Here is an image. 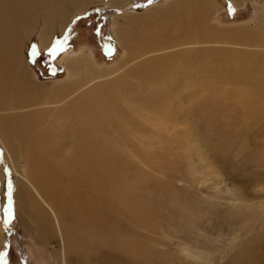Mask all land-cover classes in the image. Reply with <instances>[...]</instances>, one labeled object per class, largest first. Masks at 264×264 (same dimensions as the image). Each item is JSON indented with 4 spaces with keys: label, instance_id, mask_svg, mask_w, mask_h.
Here are the masks:
<instances>
[{
    "label": "rangeland",
    "instance_id": "obj_1",
    "mask_svg": "<svg viewBox=\"0 0 264 264\" xmlns=\"http://www.w3.org/2000/svg\"><path fill=\"white\" fill-rule=\"evenodd\" d=\"M86 1L93 3L76 16L62 40L50 48H29L24 68L30 80L50 86L68 76L67 67L57 60L59 49L91 51L106 79L99 90L103 108L110 118L116 112L129 122L122 126L117 117L110 120L118 137L103 129L109 140L104 157L93 147L100 148L103 141L79 136L80 124L73 117L51 126L41 114L19 118L25 112L14 109L13 92L0 97L5 101L0 136L12 156L0 139V251H6L8 264H264V214L255 209L264 199V121L246 118L242 103L221 92L231 84L221 81L223 69L247 62L248 53L264 51V29L258 30L262 41L254 50L245 41L212 42L213 36L211 42L191 46L199 54L186 56L187 46L177 45L170 58L156 52L130 62V53L136 57L145 47L137 34H149L161 45L175 44L170 39L175 27L188 24L183 10L177 9L172 18L161 12L170 0ZM123 1L130 5H117ZM200 1L201 9L195 11L204 20L197 27L215 37L250 20L255 26L256 6H264V0L225 7ZM139 11L150 12L148 23L119 25L116 36L110 34L113 17L120 16L119 23L125 24L130 20L126 16ZM132 27L137 34L129 38L125 30ZM234 40L239 41L236 36ZM145 41L147 46L153 42L149 37ZM221 48L229 52L221 56ZM149 56L157 60L136 68ZM121 73L123 80L116 81ZM249 83L240 80L239 89L244 92ZM80 97L78 110L99 107L83 100L84 94ZM101 120H94L96 130ZM42 129L50 135L32 139ZM23 162L56 210L33 188L16 182L14 164L20 170ZM100 194L108 195L105 206L93 200ZM94 207L98 210L91 212Z\"/></svg>",
    "mask_w": 264,
    "mask_h": 264
},
{
    "label": "bare ground",
    "instance_id": "obj_2",
    "mask_svg": "<svg viewBox=\"0 0 264 264\" xmlns=\"http://www.w3.org/2000/svg\"><path fill=\"white\" fill-rule=\"evenodd\" d=\"M211 1L212 3L208 2L210 3V6L214 5V6L225 7L226 3H231L232 5H238L245 0H211ZM115 2H119V0ZM199 2L201 1L200 0H173V1L170 0L167 3L166 9L164 8L161 11L162 13L166 12V14L169 17L173 18V16H171L172 13L177 11V9L183 10L182 15H185L188 18V24L183 25V27L181 28L175 27L174 35L172 34V36L170 37L173 43L175 41L181 43L175 42V44L168 43L165 45H161L158 44L159 41L155 43V37H151L149 34H147V36L146 33H144L143 35L140 34L138 35L136 30L133 29V27L130 29L126 28L125 33L129 34V38L131 36H134L133 34H137V36H139L141 42L143 43L142 46L143 47L145 46L143 51L136 54V57H132V52L130 53V58H131L130 62L133 60H137L142 56H146L156 52L157 53L163 52V55H169L166 58H170L172 56H175V55H171L170 50L172 48H175L177 45L187 46L186 50L189 49L188 50L189 52H186L184 54L186 56L187 55L192 56L195 55L196 53L199 54L201 50L199 49L196 50V48H194L195 49L194 50L191 46L194 45L198 46L202 43L211 42L212 38L211 39L209 38L213 36H214V40L212 42H217L218 44L232 43L234 45L236 43L239 42L242 43V41L243 42L245 41L244 43L246 44L244 45H246L248 48L250 45L253 46L251 49L255 48V46H258V45H254L257 44L258 41L259 42L262 41V35L261 37L258 36L259 34L258 30L259 28L264 29V6H259L256 4L257 5L256 7L258 8V10L256 11V19L252 21L255 22V26L250 25V21H251L250 20L247 23H245L243 27L241 28L239 27L240 28L239 30L237 29L232 30L233 32L230 30L227 31L223 30L224 34H220V37H215V33L213 32L211 33L209 32V35H208V31L207 33L201 34L202 30L199 29V27H197L204 20L203 17H201V15L203 14L199 13L200 10L195 11V9L198 7L199 9H201L200 6H198ZM92 3L93 2L91 1L87 2L86 0H0V97L2 95L6 96L10 92L11 93L13 92V98L16 100V104L13 105L14 109L15 110L18 109V111L20 110V112L22 111L25 112L24 115L22 116L20 114L19 115L17 114L16 117L19 118L33 116L34 113H37L43 115L44 116V117L42 116L43 122L51 126L52 124H55L57 121L60 120L70 121L71 118L73 117V121H78L80 124L79 127L77 128V133L79 136L87 137V139L90 141H96V142L98 141L100 142L101 140L103 141L104 145H101L100 148L97 149L95 147L96 145H93V147L96 150L97 154H100L101 156L105 157L109 151L108 150L109 147L106 146L105 144H108L109 140L105 139V137L108 135L105 134L103 129L106 130V128L108 127L110 130L114 132V136L118 137L119 133L117 132V130L115 129L113 130L112 128L115 122L111 123L110 120L111 119L114 120L113 118L117 117V120L121 122L122 126H124L125 123H128L129 120L126 119L124 116H116L117 115L116 112L113 118H110L109 111L103 108L102 105L103 95L102 97H100L101 94H99V90L101 89V85H102L101 82L106 79H103L105 77L102 78L101 73H98L99 70L96 69L94 62L92 61L91 51L77 53L75 51H71L66 48L59 49L57 51V60L59 61V63L67 67L66 70H68V76L64 79L63 82H54L50 86H48V84L42 85L34 79L30 80L31 79L30 75L28 71L25 70L24 68V65L26 64L27 60H25V63L23 60L24 55L29 51V48H31L32 46L37 49L50 48L53 47V44L55 42L60 41V39L62 40L66 36L70 28L73 26L76 16L83 14L86 11V9L90 5H92ZM110 4L115 5L114 2L109 3V5ZM122 4L125 6L130 5L128 1L127 2L123 1L122 3L117 5L121 6ZM201 5L203 6L202 3ZM139 12L140 13L138 14H131L126 16V19L128 17L130 18V20L126 21L125 24L119 23L120 16L113 17L111 21L112 30L110 34L116 36L117 31L119 32L121 30L119 25L126 26L127 24L130 26L135 25L136 27H138V24L140 23L141 24L148 23L150 12L148 13L147 12L143 13L141 11ZM180 12L182 11H179V13ZM193 28H198V29H193ZM122 32L123 31H121V33ZM29 36L32 37L31 42L29 40ZM234 36L238 37L239 41L234 40ZM254 36L257 38H255ZM148 37L152 39L153 42L152 44L147 46L145 40ZM121 39H126L129 42V39L127 37L123 36L121 37ZM256 39H260V40H256ZM246 40L251 43L246 42ZM24 42H26V44L22 45L24 44ZM132 45L133 42H130L131 47ZM130 46H127V48H129ZM219 52L220 55L222 56V54L223 55L226 54L227 52H229V50L225 48H221V51ZM178 54H176V56ZM248 54L251 57L248 58L247 62H240L241 60L237 61V63H234L232 66H229L227 72H223L224 71L223 69L222 73L225 76L222 75L221 81L227 80V82L229 83L231 80V84L234 86H232L231 84L230 85L226 84L222 87V90L221 89L220 90L225 96L233 97L234 100H238L240 103H242L246 118L248 119L257 118L258 120L264 121V61L263 60L261 61V57L262 55H264V51L261 50L260 52L259 51L255 52L254 55L253 52ZM160 57L161 56H159L158 58ZM153 59L157 60V57L156 58H154V56H149V58L147 57L144 63L140 64L136 68H139L140 66H144L145 63L146 66H148V62H151ZM95 72L97 73V75ZM79 73H81L82 75L81 82L77 84L78 82L77 80L79 79L78 78ZM242 75H247V77H240ZM124 76L125 73H121V76H119V78H116L115 80L116 81L121 80ZM31 77H33L32 74ZM16 80H18V82H16ZM240 80L243 81L249 80L250 82L249 84H247V88L244 92L241 90V88L239 89L238 82ZM109 82L112 81L109 80L108 83ZM54 86H58V87L54 88ZM80 94L85 95V99L83 100H86L88 104L99 105V107H97L98 109L89 107L86 111H85L86 108L82 110H78V108H76L77 107L76 103L79 102V100H81L82 98L80 97ZM14 99L12 101H14ZM123 102L126 103L125 100H123ZM4 103L5 101H0V106H3L2 104ZM140 109L138 110V112L140 111ZM67 111H70L71 115H68L66 117L64 112ZM74 111L77 113H75ZM112 111L113 110H111V112ZM137 113L136 115H138ZM145 115L149 119V113ZM97 116L99 118L101 117L102 120L98 124V128L96 130L94 125V120H97ZM259 116L261 118H259ZM6 117L7 119H9L11 116L6 115ZM119 117H123L124 120L118 119ZM87 119H89V125L85 123ZM35 121L36 119H34V122ZM36 130L39 129L37 128ZM63 132L64 131L62 130V132H60L59 135L62 134ZM49 133H50L49 131L42 129V131L40 130L39 135L33 136L34 133H32V139L45 137V135L49 136L50 135ZM0 139H2V144L5 146V151L8 153L10 157L11 154L9 151V147L7 146V142L1 136ZM12 160L14 161L13 158ZM22 166L23 169L18 170L16 165L14 164V168L16 171L15 174L16 177L14 178L16 179V182H20L24 186H30L31 189L33 188L36 192H38L39 196L43 201L49 202L56 210L55 203L53 205V200L51 198L49 199L46 198V196L42 193V190L40 189V186L42 184L39 181L36 182L34 176L31 174L29 170V165L26 162H23ZM237 192H238L237 194L243 197V193L240 191V189H237ZM103 195L104 194H100L99 198L98 196L94 195L93 200L96 203V205L98 204L100 205L101 203V205L105 206V201L108 199V195L107 194H105L104 196ZM262 200L263 201L261 200L258 201L255 205L256 208L255 207L254 208L257 209L260 213L264 214V199ZM93 210L96 212V210L98 209H96V207L90 209L91 212ZM60 227L61 225L58 224V228ZM0 236H1V228H0ZM61 241L63 242V240Z\"/></svg>",
    "mask_w": 264,
    "mask_h": 264
},
{
    "label": "snow or ice",
    "instance_id": "obj_3",
    "mask_svg": "<svg viewBox=\"0 0 264 264\" xmlns=\"http://www.w3.org/2000/svg\"><path fill=\"white\" fill-rule=\"evenodd\" d=\"M149 3H151V0H149ZM9 203L11 204V201ZM6 257H7L6 251H0V264H8Z\"/></svg>",
    "mask_w": 264,
    "mask_h": 264
}]
</instances>
